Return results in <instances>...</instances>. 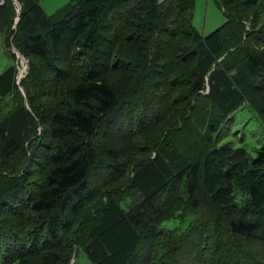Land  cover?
<instances>
[{"label":"trees","instance_id":"1","mask_svg":"<svg viewBox=\"0 0 264 264\" xmlns=\"http://www.w3.org/2000/svg\"><path fill=\"white\" fill-rule=\"evenodd\" d=\"M17 1L19 15L0 5V34L28 61L19 85L15 65L0 75V264H68L74 249L91 264H264V140L251 155L220 132L245 104L264 126V0H214L226 21L207 35L197 0H71L52 15ZM171 119L166 154L130 178L106 139Z\"/></svg>","mask_w":264,"mask_h":264},{"label":"rangeland","instance_id":"2","mask_svg":"<svg viewBox=\"0 0 264 264\" xmlns=\"http://www.w3.org/2000/svg\"><path fill=\"white\" fill-rule=\"evenodd\" d=\"M71 0H42L40 2L41 7L45 11L47 15H52L57 9L63 7L64 5L68 4ZM226 18L223 14L222 9H220L214 0H197L195 3L194 11H193V25L198 30L199 33L202 35H207L218 27H220ZM8 39L6 35L0 34V75L6 71L10 66L15 65L17 74H16V82L19 85L20 81L27 75L28 73V61L24 59L21 62L20 59L17 58L16 54L15 57H12L13 54L12 46H7ZM22 66L24 67V72H21ZM20 72L21 78L18 82L17 75ZM111 75V76H110ZM112 74H109L108 77L113 78ZM69 82V80L62 81L59 83L58 87L61 89L65 87V85ZM209 86L206 87V91L204 94H208ZM25 96V94H24ZM24 105L27 109L28 103L25 100ZM148 119H150L148 117ZM173 119V117H172ZM164 120L160 124L155 125L154 129H151L148 133L140 134L136 136L134 139L128 142H119L118 144L113 141H110L108 138L106 139L107 143H112L114 146H119V148L126 149V154L131 155L133 159L131 172L129 177L131 178L132 173L134 172V166H139L138 163L143 162L148 158L152 159L155 157L156 153L162 149L161 146H165V141H168L167 135L168 133L172 132L170 130L167 131L170 123L173 120ZM169 121V122H167ZM203 122H205L203 120ZM207 122H205L206 125ZM148 124V123H147ZM144 128V127H143ZM161 129V130H159ZM174 130V128H172ZM40 130V129H39ZM139 131V128L138 130ZM40 132V131H39ZM220 132L222 133L223 141H231L234 146L241 147L242 145L248 150L251 155H255L254 148H258L261 146L264 140V126L261 124V121L257 117V115L248 108V105L245 104L238 110H236L233 114L229 116V119L226 120L223 125H221ZM148 149V152L144 153L145 149ZM159 149V150H158ZM254 150V151H253ZM157 151V152H156ZM165 149H162L161 153L166 154ZM135 164V165H133ZM35 169H38L37 167ZM130 178H126L123 182L125 185H121L119 188L114 190V192H118L119 189L123 191L129 185ZM113 195L111 190H105L101 193V197L99 198L100 201L103 203L107 202ZM110 196V197H109ZM88 204L78 213V219H81V214L87 209ZM91 213L95 212L94 209H90ZM87 213V212H86ZM175 222L169 221L166 222V227H173L175 226ZM65 240L69 243L72 242L73 236L71 234L63 235ZM59 252L62 256H68L66 248L62 247L59 248ZM68 264H91L86 257V254L81 250H75L72 253L71 259Z\"/></svg>","mask_w":264,"mask_h":264},{"label":"water","instance_id":"3","mask_svg":"<svg viewBox=\"0 0 264 264\" xmlns=\"http://www.w3.org/2000/svg\"><path fill=\"white\" fill-rule=\"evenodd\" d=\"M14 1V4H15V6H16V8H17V14L19 15L20 14V4H19V2L17 1V0H13ZM4 2V0H2L1 2H0V5L2 4ZM18 21H19V17H17L16 18V20H15V26H14V28H16V25H17V23H18ZM12 51H13V53H15L16 54V56H17V58L18 59H20V61L22 62L23 61V56H21L20 55V53L12 46ZM20 74H19V72H18V75H17V80H18V82L20 81V77L21 76H19ZM20 90H21V92L22 93H24V91H23V89L22 88H20Z\"/></svg>","mask_w":264,"mask_h":264},{"label":"bare ground","instance_id":"4","mask_svg":"<svg viewBox=\"0 0 264 264\" xmlns=\"http://www.w3.org/2000/svg\"><path fill=\"white\" fill-rule=\"evenodd\" d=\"M24 67L22 66V69L20 70L21 72H24ZM19 74H20V72H19ZM19 76H22V75H19ZM21 78V77H20Z\"/></svg>","mask_w":264,"mask_h":264}]
</instances>
